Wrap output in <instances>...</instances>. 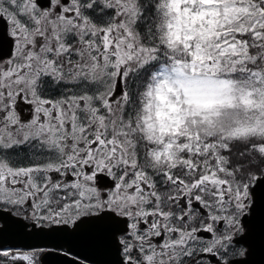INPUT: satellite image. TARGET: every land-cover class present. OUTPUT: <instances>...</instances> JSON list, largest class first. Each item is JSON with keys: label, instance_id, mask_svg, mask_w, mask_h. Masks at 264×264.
Returning <instances> with one entry per match:
<instances>
[{"label": "snow or ice", "instance_id": "6c2138e0", "mask_svg": "<svg viewBox=\"0 0 264 264\" xmlns=\"http://www.w3.org/2000/svg\"><path fill=\"white\" fill-rule=\"evenodd\" d=\"M0 264H264V0H0Z\"/></svg>", "mask_w": 264, "mask_h": 264}]
</instances>
